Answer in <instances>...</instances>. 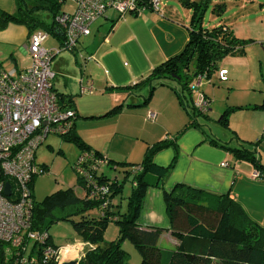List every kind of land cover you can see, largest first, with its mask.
<instances>
[{
    "label": "trees",
    "instance_id": "obj_1",
    "mask_svg": "<svg viewBox=\"0 0 264 264\" xmlns=\"http://www.w3.org/2000/svg\"><path fill=\"white\" fill-rule=\"evenodd\" d=\"M14 2L16 5L14 13L0 11V29L11 22L24 25L30 34L37 27L44 26L60 42L62 41L54 18L60 12L63 0H14ZM179 2L191 11L188 40L184 48L178 54L155 65L143 79L118 88L126 91L148 88L142 102L127 104L128 107H135L146 105L156 87H169L188 117V121L178 132L181 133L185 128L199 125L196 121L198 115L208 118L207 110L199 111L193 106L195 95L192 84L196 77L202 74L205 79H209L218 68L221 59L232 54H243L248 42L233 35L224 24L211 28L202 25L204 11L211 0ZM40 10L50 13L52 17L50 24L47 25L37 18L35 14ZM222 10L221 4L212 7V11L217 14ZM120 17L117 14V17L111 20L110 28ZM166 80L176 82L179 88L170 86ZM201 92L203 93L202 90ZM56 96L60 108L73 111L72 123L67 133L61 136L78 148L79 153L72 167L76 183L83 189V195L78 196L72 187H66L45 195L40 201L34 200L32 196L29 230L44 235L42 242H32L26 255L29 259H34L33 264H57L55 253L43 256L41 251L47 245L55 251L58 250V246L51 242L49 228L59 221L69 222L78 238L90 246L79 259V264H125L128 259V253L122 247L125 240H128L138 252L139 264H264V227L250 220L240 205L228 194H213L185 183H176L168 191L163 188L164 179L177 157L176 137L148 145L138 163L111 160L75 133L74 120L77 115L72 108L71 96L58 92ZM122 107V104H117L95 117L114 115L120 112ZM239 108L242 106L223 109L216 121L227 129L229 114ZM251 108L263 110L264 101L253 104ZM259 141L260 139L254 144ZM210 143L218 145L215 139H210ZM169 145L174 146L171 162L167 166L154 163L153 155ZM219 145L227 149L234 159L246 161L259 171L264 168L255 156V150L243 144L237 147ZM85 153L90 154L93 160L102 157L106 160L104 165L91 172L88 181L76 171L78 158ZM40 166L47 170L44 164ZM103 166L120 172L121 178L109 177L102 169ZM125 181H129L130 191L126 196V208L122 211L120 203H114L113 199L122 192ZM101 186L106 187L105 192H102ZM148 187L162 189L169 230L179 241L174 250L164 251L158 247L157 241L162 228L142 227L137 223ZM109 222L117 226L118 234L115 239L105 241L103 233ZM6 250L7 244L0 240V264H15L18 256L13 250L6 254ZM23 254H25L23 251L19 253L20 256Z\"/></svg>",
    "mask_w": 264,
    "mask_h": 264
},
{
    "label": "crops",
    "instance_id": "obj_2",
    "mask_svg": "<svg viewBox=\"0 0 264 264\" xmlns=\"http://www.w3.org/2000/svg\"><path fill=\"white\" fill-rule=\"evenodd\" d=\"M167 1H173L174 4H166ZM159 2L164 4L166 11L159 10L156 12L149 9L145 10L141 14L125 18L122 23L117 24L113 29V26L117 23L118 19L109 29L110 34L108 33L109 35L103 36V43L97 49V52H99L101 47L104 46L106 47L104 49H107L106 55L116 54L115 51L119 48V46H125L124 44L128 43V39L133 41L137 52L136 54L134 53L133 58H131L130 65L119 63L120 61L116 63L115 60L112 59H107L105 61L106 66L101 62V65L105 68V77L102 79V82H97L99 88L104 87L107 91L116 88L114 90L118 91V87L132 85L143 79L155 65L173 55L178 54L184 48L188 40L189 19L191 13L187 9L188 11L184 12V16L188 20L186 19L187 22L183 21L175 17L180 16L178 7L181 6H179V0H161ZM175 2L177 5H175ZM0 11L14 13L16 11L14 0H0ZM104 18L107 19V16L105 15ZM100 29L101 27H97L95 30L96 34H98ZM103 32H105V30H103ZM28 35L27 28L24 25L17 23L9 22L4 28L0 29V63L4 67H6L4 63L5 60L13 64L11 67L16 68L17 70L25 69L30 66L31 59L29 54L26 52ZM118 37L121 39L119 40ZM79 39L75 49L70 50L72 53H77L78 55H80L82 48L78 44ZM249 46L250 44L246 45L243 54L248 51L250 48ZM86 56V61L93 62V67L96 68L97 64H95V62L97 61L94 59L93 55L86 54ZM80 57L81 56H79V58ZM231 57L233 56L225 57L222 60L221 65H230L232 61L227 62L225 60H233ZM83 58L86 57L83 56ZM257 60H259V57ZM241 61L242 64L246 62L244 59H241ZM221 65L218 69L220 84L222 82H229V80L223 81L222 79L225 77L219 75L221 74ZM84 71L85 69L83 66L81 69V76L78 79L76 76L74 79L68 78L67 80L61 81L60 85L55 86L53 84V80L56 77V72H62L61 62H57L54 64V77L51 80L52 89L55 93H64L71 96L73 104L72 108L76 112L77 117H79L81 113L79 108L80 106L75 96L78 94V90L79 94H82L80 93V86L83 85L86 87L90 84L91 86L94 84V79L91 78V75L83 73ZM211 76L214 75L212 74ZM258 77L259 78L255 80V85L258 88L255 95H252L248 100H244L245 102H228L227 98V101L223 103V109L232 106H244L243 109L239 108L235 111L238 110L251 113L250 117H253V119L255 117L253 115H259L256 116V121L253 119L245 121L243 123L244 127H241V129L231 125L230 119H228L229 127L227 130L232 133L231 138H241L242 141L245 142H250L254 139L261 140L262 138L261 131L264 126V113L261 114L262 116H260V114L253 113H256L257 111L264 112V109L261 110L251 108L253 104H260L264 101V82L262 83L260 80L262 77V80L264 81V65L261 63L259 65ZM211 78L212 77L209 78V83L213 84ZM156 88L153 91L152 98L146 105H138L135 107L127 106V104L130 103L138 104L142 102L143 97L147 94V89L146 87H141L140 89L132 91H126L124 89L120 90L121 92H119V94L116 93L111 100L100 105L102 107L99 105H92V107L88 109L89 112L86 113L87 116H98L109 110L111 107L117 104H122L123 107L120 112L114 114L115 116L113 117H120V119L122 117L124 119H126L125 117L128 118V135L134 131V135L131 136H139L137 132L139 131L138 127L144 128V125L147 123H150L149 125L152 129L157 126H160L163 129V132L157 135V139H155V137H152V139L147 137V135L150 134L147 133L148 131L145 136L144 133H141L140 139L144 140V143L137 144L136 155L138 154V157H136V159L135 157H132L133 159H128L130 158L128 153L125 154L122 160L130 161L117 160V157L115 158V155L110 153H107L106 156H108L111 160L118 162L138 163L142 159L143 153L148 145H151L156 141H169L176 137L175 144L177 147V157L172 169L164 179L163 188L168 191L172 189L176 183H185L213 194H228L240 205L250 220L264 227V168L259 171L260 175L258 178H252L251 172L252 170H255L254 167L248 162L234 159L232 154L227 149L219 145L224 144L225 146H229L228 143L230 137L228 138L225 134L222 137H219V135L211 132L210 130L205 131L197 118L196 121L199 124L198 126H190L185 128L181 133H178L188 121V117L184 110H182V108L178 105L174 93L169 87L158 86ZM202 91L208 100L206 114L209 116L208 113L211 111V106L213 104V99H211L210 96V94L212 95L213 93V87L208 88L206 86ZM155 97H159L158 104L151 102ZM169 112L172 113L174 117V121L172 122L167 121ZM148 113H154L153 120H157L158 123L156 121H149V118L147 117ZM126 121L127 119L124 120V122ZM74 131L78 134L75 127ZM79 136L81 137V135ZM210 139H215L218 145L210 143ZM85 142L87 143V141ZM229 147H231V145ZM173 155L174 146L169 145L158 150L153 155V161L158 165L167 166L171 162ZM225 160L228 165L222 166L221 163ZM258 160L262 165H264L262 157ZM31 185H33V179ZM72 188L74 189V187ZM76 194L78 196H82L83 190L81 194ZM119 203L121 207V200H119ZM137 223L142 227H158L163 229L157 241L158 247L162 250L171 251L177 247L179 241L169 230V221L165 210L161 188H147ZM106 229L104 231L105 233H103V239L105 241L112 240L117 237L118 233L116 231L112 232V235L110 234L108 235L109 237H107ZM50 238L51 242L56 245L52 235H50ZM56 246H58V249L60 250L58 260L60 262L80 259L85 250L90 247L89 244L82 242L76 234L72 236V241ZM123 246L126 247L125 241L122 243V247ZM29 250L27 254L29 253ZM10 252L11 251H8V249L6 250V254Z\"/></svg>",
    "mask_w": 264,
    "mask_h": 264
},
{
    "label": "rangeland",
    "instance_id": "obj_3",
    "mask_svg": "<svg viewBox=\"0 0 264 264\" xmlns=\"http://www.w3.org/2000/svg\"><path fill=\"white\" fill-rule=\"evenodd\" d=\"M167 3L174 4L173 1H167L166 4ZM215 4H221L223 6L221 13L217 14L216 12L212 11V7ZM175 5H177L176 2ZM179 6L182 7H178L180 16L175 17L187 22L188 19L184 16V12L188 11L189 9L187 10V8L183 7L181 4ZM73 7V2L71 0H66L60 5L59 11L69 12L73 9ZM159 10L166 11L164 4H161L160 2ZM189 12L191 13L190 10ZM35 15L39 20L43 21L47 25L52 21L50 13L46 10H40ZM105 15L107 16V19L100 17L92 24L90 28L91 34L89 36L79 39L78 44L80 47H82L80 55L77 53H72L70 50L62 49L55 57L52 58L51 69L54 70V64L57 62H61L62 69V72H56V77L53 80V84L58 86L60 85L61 81L67 80L68 78L74 79L75 76L78 79L81 76V69L84 66L85 71L83 73L90 74L91 78L94 79V84L92 85V90L90 93L80 95L78 90V94L75 96L80 106L79 108L81 113L80 116L74 120L75 130L85 141H87V143H89L93 148L99 149L104 155L110 153L115 155L117 160L130 161L122 159L127 153L130 157L128 159H133L132 157H135L136 159V157H138V154L136 155L137 144L144 143V140L140 139L141 133H144V136L145 134L150 133L147 135V137L150 139L155 137V139H157V135L163 132V129L160 126L152 129V127L149 125L150 123H147L144 125V128L138 127L139 131L137 132L139 136L135 137L131 136L134 135V131L128 135L127 117H125L127 119L126 122H124L126 119L123 117L121 119L120 117H113L115 115L87 117L86 113L89 112L88 109L91 108L92 105L100 106L111 100L116 93L119 94V92H121L120 90H123L119 88L117 91L114 90L116 89L114 88L111 90L108 89L110 91H107L104 87H98L97 82H102V79L105 77V68H103L101 62L106 66L105 61L107 59H112L115 60L116 63L120 61L119 63L130 65L131 58H133L134 53L136 54L137 52L133 41L130 39H128V43L124 44L125 46H119V48L115 51L116 54L114 53L112 55H106L107 49H104L106 48L104 46H102L99 52H97V49L103 43V36L110 34L109 29L111 19L117 17V13L112 10L107 11ZM129 16L134 15L131 13H126L125 15L121 16L117 23L113 26V29L117 24L122 23L124 19ZM223 23L228 26L233 35L240 39L246 40L248 42L247 44H250V48L245 54L228 55L233 56L231 57L233 60H225L227 62L232 61L230 65H221L222 60L227 56L221 59L218 63V68L212 73L214 76H211L213 84L209 83V79L203 80V85L200 87L201 90H204L206 86L208 88L213 87V93L212 95L210 94L211 99H213V104L211 106V111L208 113V118L198 115L197 119L205 131L210 130L211 132L219 135V137H222L224 134L228 138L230 137L228 143L229 146L231 145V147H237L239 144H243L249 149L255 150V156L258 159L262 157L264 160V137H262L257 144H254V142L257 141L256 139L250 142H245L242 141L241 138H231L232 133L223 128L216 121L218 114L222 111V107H224L223 103L227 101V98L228 102H245L244 100H248L257 92L258 88L255 85V80L259 78L258 70L260 63L264 65V0H211L209 6L204 11L202 25L206 28H211ZM97 27H101L98 34L95 32ZM103 30H105V32H103ZM35 31L47 34L46 38L42 42L43 47L48 49L51 47L61 46L59 39L52 35L44 26L37 27ZM118 38L119 40L121 39L120 37ZM86 54L93 55L94 59L97 61L95 62V64H97L96 68L93 67V62L86 61ZM79 56H81V59ZM83 56L86 58H83ZM258 57L260 61L257 60ZM241 59H244L246 62L242 64ZM4 63L6 68H10L13 65L7 60H5ZM220 65L221 74L219 75L225 77L222 79L223 81L229 80V82H222L221 84L219 83L220 79L218 77V69L220 68ZM260 80L262 83L264 82L262 77ZM166 82L170 86L176 87V89L179 88L176 82L172 80H166ZM146 89L148 88L146 87ZM151 102L158 104L159 97H155ZM243 107L244 106H242V109ZM235 110L229 114L228 119H230V124L238 127V129L244 127L243 123L245 121L253 119V117H250L251 113ZM263 113L264 112L262 111H257L253 114H260V116H262L261 114ZM253 116H255L253 120L256 121V116L259 115ZM167 118L168 122L174 121L173 114L170 112L168 113ZM149 121L157 122V120L151 119H149ZM78 153L79 152L76 145L70 141L64 140L62 136L49 134L45 138V140L39 145L35 152V161L40 165L44 164L47 167V170L44 173L37 174L33 177L32 196L34 200L40 201L45 195H48L57 189L66 187H74V191L78 194H81L83 189L76 183V176L72 167L78 156ZM102 169L109 177L117 176L119 179L121 178V174L117 170H113L108 166H103ZM129 191L130 183L129 181H125L123 183L122 192L116 195L113 199L114 203H118L119 200H121L120 209L122 211H124L126 208V196L129 194ZM106 228L107 237H109L108 235L110 234L112 235V232H117V226L113 222H109ZM49 233L54 238L56 245H62L66 242L72 241V236L76 234L71 224L66 221H59L58 223L52 224L49 228ZM32 242L33 241L28 242L25 255L32 245ZM125 242L126 247L123 246V249L128 253L126 264H139L140 256L138 252L128 240H125Z\"/></svg>",
    "mask_w": 264,
    "mask_h": 264
},
{
    "label": "built area",
    "instance_id": "obj_4",
    "mask_svg": "<svg viewBox=\"0 0 264 264\" xmlns=\"http://www.w3.org/2000/svg\"><path fill=\"white\" fill-rule=\"evenodd\" d=\"M66 1V0H63ZM74 7L69 12L60 11L54 18L62 36L60 47L42 46L46 33L33 31L28 35L26 52L30 66L17 70L0 63V240L7 244L8 251L18 256L15 264H33L34 259L25 253L29 241L42 242L44 235L29 230L32 207L30 183L37 174L45 172L35 161V152L49 134L67 133L73 117L72 110L59 106L51 80L54 72L51 60L60 50H73L80 37L90 34L91 25L109 10L120 16L126 13L141 14L145 10L159 11V0H71ZM204 75L199 74L194 83L193 106L199 111L207 110L208 101L200 90ZM89 86H80V93H90ZM147 117L154 119V113ZM264 137V126L261 131ZM106 162L105 158L93 160L90 154L78 158L77 173L86 181L92 171ZM227 166V161L221 163ZM259 170H252L251 177L258 178ZM10 184V194H4L5 184ZM91 182V180H90ZM102 192L106 187L101 186ZM93 196V195H91ZM25 242V243H24ZM43 256L56 254L58 263L60 250L44 246Z\"/></svg>",
    "mask_w": 264,
    "mask_h": 264
},
{
    "label": "water",
    "instance_id": "obj_5",
    "mask_svg": "<svg viewBox=\"0 0 264 264\" xmlns=\"http://www.w3.org/2000/svg\"><path fill=\"white\" fill-rule=\"evenodd\" d=\"M4 194L6 196L10 194V184L8 182L5 184ZM57 264H79V259L68 260L63 262L58 261Z\"/></svg>",
    "mask_w": 264,
    "mask_h": 264
}]
</instances>
